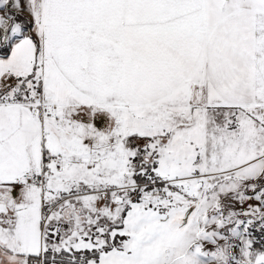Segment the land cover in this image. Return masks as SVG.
I'll return each instance as SVG.
<instances>
[{
    "label": "snow or ice",
    "instance_id": "1",
    "mask_svg": "<svg viewBox=\"0 0 264 264\" xmlns=\"http://www.w3.org/2000/svg\"><path fill=\"white\" fill-rule=\"evenodd\" d=\"M0 264H264V0H0Z\"/></svg>",
    "mask_w": 264,
    "mask_h": 264
}]
</instances>
